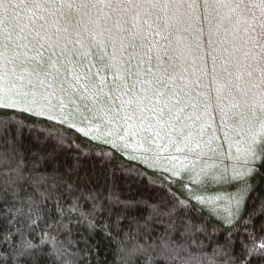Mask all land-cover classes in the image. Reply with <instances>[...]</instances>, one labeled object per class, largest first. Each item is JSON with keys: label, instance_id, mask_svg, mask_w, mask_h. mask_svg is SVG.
Returning <instances> with one entry per match:
<instances>
[{"label": "snow or ice", "instance_id": "snow-or-ice-1", "mask_svg": "<svg viewBox=\"0 0 264 264\" xmlns=\"http://www.w3.org/2000/svg\"><path fill=\"white\" fill-rule=\"evenodd\" d=\"M0 108L32 121L0 117V264H76L73 228L105 214L124 264L264 260V0H0ZM37 124L36 144L82 136L107 171L93 184L49 170L24 145ZM117 175L155 202L123 198ZM192 211L210 252L179 215Z\"/></svg>", "mask_w": 264, "mask_h": 264}, {"label": "trees", "instance_id": "trees-1", "mask_svg": "<svg viewBox=\"0 0 264 264\" xmlns=\"http://www.w3.org/2000/svg\"><path fill=\"white\" fill-rule=\"evenodd\" d=\"M17 113L18 115L14 116L13 119L16 120H24L26 124L31 123L32 121L25 119V117L31 116L30 113L22 112V110L18 109H3L0 108V117L3 116L4 113ZM36 120H45V117H35ZM51 123V122H49ZM47 127L45 124H37L35 125L36 131H34L31 135H29L28 129H24V145L26 149L31 150H39L45 156L50 154L51 158L47 159L46 167L49 170L53 168L58 169L61 173L68 175L71 173V178L76 179L79 177L81 181L90 180L93 184L96 183L97 179H100L103 174L107 171L109 167L107 164L104 167H101L102 160L98 158L95 154L97 151L93 149V154L91 156L86 157L84 152L87 150L84 146L86 144L85 139L82 136H77L76 140H72V134L69 133V139L66 141L64 145H58L56 139L54 137H50L47 139L45 143L36 144L33 140L34 136L39 135L40 140L44 141L45 136L41 132V129ZM14 130V129H13ZM74 145H80L81 149L78 151ZM115 164V161L113 162ZM79 164V168H76V165ZM117 184L119 185L123 198L129 200H136L141 197L147 198L150 202H155L158 193L155 191H150L146 188L145 185L132 183L129 187V182L125 181L124 177L117 175L115 177ZM253 183H257L258 187L256 191L252 194L253 197L256 194H260V196H264V175L256 177ZM159 195H164L163 193H159ZM253 208L252 200L248 201V210L251 211ZM148 213V209L145 207H137L135 210H130L127 213L129 217H138L140 222L143 223L144 217H146ZM179 215L184 216L185 219H191L193 223V240L195 243L203 242L207 247V251H211L212 247H215V244H212L208 238L207 233H196L195 227L204 223L205 217L199 215L195 211L185 214L183 212L179 213ZM245 217H247V212L245 213ZM115 217L113 216L111 219L108 218L107 214L102 218H98L96 221L97 230L89 232L88 224L85 221L78 228H73L72 240L76 241L70 246V251L78 252L79 255L76 257V264H124L123 253L120 251V247L118 241L123 238V231L120 232L119 236H117V229L113 226L110 229L105 230L103 225L105 223L111 224ZM255 229L259 230L262 225H264V216H259L254 221ZM121 229L127 230L129 227V220L125 219L120 225ZM160 230H163L161 226ZM211 230V226L209 225V232ZM243 231V229H241ZM64 239V236L60 237ZM212 240H216L217 238L213 236ZM237 240V246L235 249L236 253H239L240 246L239 240L240 237H235ZM246 239V237H245ZM224 237L221 235L219 237V242H223ZM252 264H264V260L253 257ZM38 264H49V261L46 258H41L38 261ZM137 264H142L140 260H137Z\"/></svg>", "mask_w": 264, "mask_h": 264}, {"label": "rangeland", "instance_id": "rangeland-1", "mask_svg": "<svg viewBox=\"0 0 264 264\" xmlns=\"http://www.w3.org/2000/svg\"><path fill=\"white\" fill-rule=\"evenodd\" d=\"M20 110V109H18ZM233 152H235V149H233ZM224 191H233V189H219V188H213L209 191H207L205 194L206 195H215L216 192H224ZM222 203V202H221Z\"/></svg>", "mask_w": 264, "mask_h": 264}]
</instances>
